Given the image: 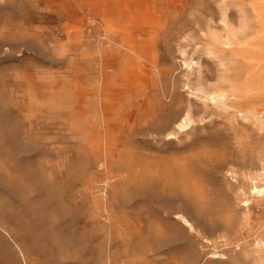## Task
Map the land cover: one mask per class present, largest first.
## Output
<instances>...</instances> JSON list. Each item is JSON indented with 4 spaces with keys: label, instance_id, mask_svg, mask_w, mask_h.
Masks as SVG:
<instances>
[{
    "label": "rangeland",
    "instance_id": "1",
    "mask_svg": "<svg viewBox=\"0 0 264 264\" xmlns=\"http://www.w3.org/2000/svg\"><path fill=\"white\" fill-rule=\"evenodd\" d=\"M0 264H264V0H0Z\"/></svg>",
    "mask_w": 264,
    "mask_h": 264
}]
</instances>
